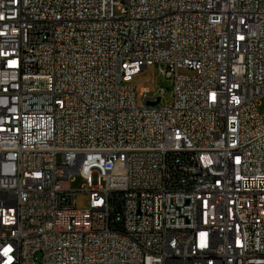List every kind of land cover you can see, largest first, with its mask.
Instances as JSON below:
<instances>
[{
  "label": "built area",
  "instance_id": "built-area-1",
  "mask_svg": "<svg viewBox=\"0 0 264 264\" xmlns=\"http://www.w3.org/2000/svg\"><path fill=\"white\" fill-rule=\"evenodd\" d=\"M261 99L264 0H0V264H264Z\"/></svg>",
  "mask_w": 264,
  "mask_h": 264
},
{
  "label": "rangeland",
  "instance_id": "rangeland-1",
  "mask_svg": "<svg viewBox=\"0 0 264 264\" xmlns=\"http://www.w3.org/2000/svg\"><path fill=\"white\" fill-rule=\"evenodd\" d=\"M180 74H188L191 73L190 70L185 68H179ZM131 85L136 87L137 90V101L140 106L143 105L141 90L143 88H148L151 93H154L156 86L163 88V103L170 102L172 99V91H171V83L170 80L161 76L155 66H149L144 69L140 74L133 77L131 81ZM259 111L264 116V99H261V103L259 105ZM85 185V181L80 176H74L72 180L71 187L76 192V208L85 209L89 205V193L83 191V187Z\"/></svg>",
  "mask_w": 264,
  "mask_h": 264
},
{
  "label": "water",
  "instance_id": "water-1",
  "mask_svg": "<svg viewBox=\"0 0 264 264\" xmlns=\"http://www.w3.org/2000/svg\"><path fill=\"white\" fill-rule=\"evenodd\" d=\"M158 101H159V99L157 101H155V102H150L149 104L156 105L158 103Z\"/></svg>",
  "mask_w": 264,
  "mask_h": 264
},
{
  "label": "bare ground",
  "instance_id": "bare-ground-1",
  "mask_svg": "<svg viewBox=\"0 0 264 264\" xmlns=\"http://www.w3.org/2000/svg\"><path fill=\"white\" fill-rule=\"evenodd\" d=\"M243 264H256L255 262H243Z\"/></svg>",
  "mask_w": 264,
  "mask_h": 264
}]
</instances>
